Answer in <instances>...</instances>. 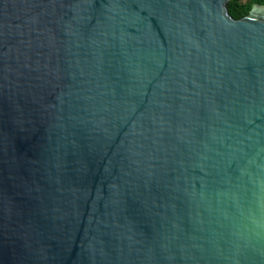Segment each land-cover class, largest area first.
<instances>
[{
	"label": "water",
	"instance_id": "1",
	"mask_svg": "<svg viewBox=\"0 0 264 264\" xmlns=\"http://www.w3.org/2000/svg\"><path fill=\"white\" fill-rule=\"evenodd\" d=\"M0 0V264H264V6Z\"/></svg>",
	"mask_w": 264,
	"mask_h": 264
},
{
	"label": "trees",
	"instance_id": "2",
	"mask_svg": "<svg viewBox=\"0 0 264 264\" xmlns=\"http://www.w3.org/2000/svg\"><path fill=\"white\" fill-rule=\"evenodd\" d=\"M254 4L264 6V0H230L226 7L229 16L239 20L247 16Z\"/></svg>",
	"mask_w": 264,
	"mask_h": 264
}]
</instances>
